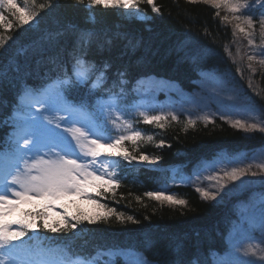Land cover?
Segmentation results:
<instances>
[{"label":"trees","instance_id":"1","mask_svg":"<svg viewBox=\"0 0 264 264\" xmlns=\"http://www.w3.org/2000/svg\"><path fill=\"white\" fill-rule=\"evenodd\" d=\"M153 2L159 12H153L144 0L137 10L143 17L138 18L133 15L134 9L90 6L89 0H36L38 16L31 27L18 26L11 13L0 8L14 26L7 31L0 27V33L13 38L0 47V153L12 149L15 125L10 117L22 90L37 91L58 77L64 78V70H70L77 57L94 65L96 71L86 84L66 85L65 95L73 104L84 103L91 114L112 95L121 107L133 106L139 77L154 75L174 82L181 90L193 91L201 72L208 69L227 74L241 98L264 111V64L260 63L264 58L259 54L248 59L253 45H249L247 35L236 29L239 21L232 19L233 13L203 0ZM17 3L24 6V0ZM247 3L249 7L240 15L247 11L245 16L252 17L255 28L242 26L253 33L254 44L264 43L260 28L264 0ZM40 4L45 7L40 9ZM28 6L32 7L31 0ZM225 16L229 19L224 20ZM100 70L104 72L102 82L93 89L91 82ZM177 117L178 120L167 117L154 123L136 118L132 129L143 137L135 143L126 141L124 149L114 151L126 150L137 159L119 160L115 165L118 184H104L89 191L107 209L123 213L125 218L131 216L134 222H119L114 216L107 222L84 221L78 225L82 231L75 235L50 233L41 226V240L30 243L47 248L54 245L43 238L56 237V244L83 254L108 249L134 250L151 264H191L194 259L199 264H212L213 256L228 248L231 223L236 217L233 201L245 198L246 193L238 194L237 190L226 197L223 191L218 201L205 200L188 185L167 187L163 193L162 189L170 180L173 167L188 168L225 148L264 151V132L245 131L221 118L194 120L190 125L186 117ZM95 119L105 126L107 135L116 136L124 131L111 130L108 122L98 116ZM141 155L149 159L140 160ZM148 192L170 195L186 204L158 200L147 196ZM93 199L64 202V213L88 217L106 214V209L98 207ZM260 208L264 209V203ZM37 210L34 204H20L15 220L22 218V211ZM47 216L50 222L61 219L52 217L49 210ZM116 264L126 263L117 257Z\"/></svg>","mask_w":264,"mask_h":264},{"label":"snow or ice","instance_id":"2","mask_svg":"<svg viewBox=\"0 0 264 264\" xmlns=\"http://www.w3.org/2000/svg\"><path fill=\"white\" fill-rule=\"evenodd\" d=\"M141 2L144 0H89V5L139 10ZM146 2L153 12H159L160 9L153 0H146ZM189 2L195 3L196 0H189ZM203 2L217 9L223 6L233 13L232 19L239 21L236 29L249 37L250 46L254 44L253 33L246 31L242 26L246 24L249 29L254 30L253 19L251 16L240 15L242 10L249 7L247 0H203ZM31 3L32 7H29V0H24V6H20L17 0H0V8L11 13L18 26L29 25L31 27L38 16L36 0H31ZM44 7V4L39 5L40 9ZM223 19L228 20L229 17L225 16ZM0 27H3L5 31L14 27L3 12H0ZM260 28L261 38L264 39V19L260 21ZM11 39L13 38L0 33V47ZM248 59L252 60L254 56L250 55ZM260 63L264 64V60ZM95 71L94 65L77 57L72 68L64 70V78L58 77L37 91L25 89L19 98V104L13 116L10 117L15 125L12 149L0 153V264H101V262L102 264H116L120 253L115 249L83 254L72 251L66 245L56 244V237L43 238L49 240L50 245H54L47 248L40 243H30L33 240H41L39 236L41 226L43 230L50 233L72 232L75 235L76 232L82 231L78 229V225L84 221L89 224L101 220L107 222L113 216L119 222H124L125 219L133 221L131 216L125 218L123 213L107 209L106 205L94 200L85 191L86 187L96 189L104 184H118L113 165H118L119 160L137 159L135 156L130 157L126 150L105 153L101 151L102 148L124 149V142L135 143L137 139L143 137L141 132L133 130L131 123L118 114V109H115L116 115L112 114L114 98L113 103L102 104L100 107L102 110H108V120L117 132L121 128L124 129L125 134L116 136L105 135V126L95 122L94 115L88 112L84 103L73 104L67 99L65 86L72 83L86 84ZM103 76L104 72L100 70L96 80L92 82L93 89L99 86ZM59 113H66L67 118ZM169 115L172 120H178L176 115ZM139 116L147 123L167 119L162 114L150 116L146 111H141ZM204 119L207 120L208 117ZM194 123L189 119L188 124ZM62 124L65 126L62 127ZM163 126L161 123L160 127ZM233 126L244 128L246 131L255 129L264 131V127H261L259 122L246 124L241 120H236ZM148 139L151 140L152 137L149 136ZM139 159L148 160L149 157L141 155ZM257 166L264 170V164ZM250 168L251 165L247 169L233 167L230 171H225L222 176L206 177V179L220 181L226 177L230 181H236ZM97 181L99 183H96ZM196 190L205 200L216 199V192L202 187H197ZM9 193H11V198ZM73 195L93 199L98 207L106 209V214L88 217L60 213L61 219L50 222L47 212L53 208L54 201ZM97 195L101 193L97 192ZM146 195L158 200L163 198L176 205L186 204V201L182 199H173L172 196H163L162 193L148 192ZM37 201L42 203L36 204ZM261 202L264 203V196ZM20 204H34L39 210L22 211L21 219L5 221L4 218L16 211ZM61 207L65 206L61 205ZM260 228L264 231V219L261 220ZM30 232L31 236H29ZM253 240L254 238H250L247 245L240 250V259L236 261L221 259L218 264H256L255 261L247 259L249 257H258L260 264H264V247H262L264 239L255 242ZM132 264H148V262L138 259ZM191 264H199L198 259H194ZM214 264H216L215 261Z\"/></svg>","mask_w":264,"mask_h":264},{"label":"rangeland","instance_id":"3","mask_svg":"<svg viewBox=\"0 0 264 264\" xmlns=\"http://www.w3.org/2000/svg\"><path fill=\"white\" fill-rule=\"evenodd\" d=\"M132 12L138 18L143 17L136 9L132 10ZM247 13V11H243L241 15L245 16ZM263 49V42L260 41L257 44H253L252 56L256 58V55L260 54L264 58ZM135 95L137 101L132 109L126 108L122 110L116 105L114 100L112 114L116 115L115 109H118V114L122 115L129 123L135 116H139L141 111H146L150 116L162 114L166 117H171L169 114L176 116L180 114L192 121H212L220 117L231 124L236 120H241L246 124L259 122L260 126L264 127V111L260 110L256 104L246 102L241 98L227 74L213 69H208L201 73L197 87L193 91L181 90L174 82L160 77H141L137 80ZM110 101L109 103L102 102L100 105L113 103V99ZM100 105L97 106L94 114L97 113L103 121L108 122L111 125V130L117 131L108 120V110H102ZM59 115H64L67 118L66 113H59ZM204 117H208V119L205 120ZM64 126L62 124V127ZM242 129L245 130L244 128ZM120 130L124 129L121 128ZM120 134L125 133L122 132ZM106 150L109 152L113 151L110 148L101 149L102 152ZM259 164H264L263 150L248 153L244 149L227 148L219 151L215 156L211 155L209 158L202 159L188 168L176 167L170 171L168 187L188 185L195 190L197 187H202L216 192V200L218 201L221 200L223 191L227 195L226 197L235 194L234 192L237 190H239L238 194L246 193L247 195L245 198L240 197L233 201L236 217L231 223L228 248L223 253L215 254L212 264H214V261L218 264L221 259L236 261L241 258L240 250L247 245L250 238H254L253 242L264 239V231L260 228L261 220L264 219V209L260 208L264 190H256L259 187H264V170L257 166ZM249 165H251L250 170L236 181H230L226 177L220 181H209L206 179V177L222 176L225 171H230L233 167L247 169ZM99 171H102V169H99ZM252 173H255V175H252ZM221 184L224 186L221 187ZM166 188L162 189V193ZM87 189L92 188L86 187L85 191ZM9 197L11 198V193H9ZM74 201L86 202L88 200L75 195L65 197L54 201V206L49 209V213L52 217L60 216L59 214L62 213L63 209L61 205L64 202ZM12 202L16 203L15 200H12ZM16 215L17 210L4 219L5 221H13ZM119 253L118 256L123 257L126 264H132L133 261L138 259L145 260L142 255L131 250L119 251ZM105 259L107 258L105 257ZM247 259L260 264L258 257H249Z\"/></svg>","mask_w":264,"mask_h":264},{"label":"bare ground","instance_id":"4","mask_svg":"<svg viewBox=\"0 0 264 264\" xmlns=\"http://www.w3.org/2000/svg\"><path fill=\"white\" fill-rule=\"evenodd\" d=\"M202 72H203V71H202ZM202 72H201V73H202ZM179 115H180V114H179ZM179 115H178V116H179ZM174 186H177V185H174Z\"/></svg>","mask_w":264,"mask_h":264}]
</instances>
